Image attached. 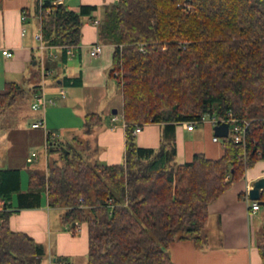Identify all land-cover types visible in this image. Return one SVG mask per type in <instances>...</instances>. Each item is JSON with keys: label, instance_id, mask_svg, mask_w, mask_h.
Listing matches in <instances>:
<instances>
[{"label": "trees", "instance_id": "trees-1", "mask_svg": "<svg viewBox=\"0 0 264 264\" xmlns=\"http://www.w3.org/2000/svg\"><path fill=\"white\" fill-rule=\"evenodd\" d=\"M97 8L37 6L45 44L77 45L84 16ZM98 40L115 46L109 77L123 97L124 161L90 160L63 145L46 171L28 169L25 192L19 168H0V264H41L45 246L13 230L10 217L40 207L44 194L50 208L65 209L72 233L86 223L87 264H174L170 244L203 248L210 205L264 159V0H116L101 6ZM27 92L5 83L0 109ZM205 115L247 120L245 144L228 135L220 158L199 152L176 164L175 126ZM102 120L87 114L85 132ZM148 123L164 125L158 149L137 144L134 129ZM258 251L264 264V231Z\"/></svg>", "mask_w": 264, "mask_h": 264}, {"label": "crops", "instance_id": "crops-1", "mask_svg": "<svg viewBox=\"0 0 264 264\" xmlns=\"http://www.w3.org/2000/svg\"><path fill=\"white\" fill-rule=\"evenodd\" d=\"M39 0H0V91L5 83L16 82L28 90L25 97L8 109H0V120L12 123L13 131L27 135L23 162L43 166L47 170L49 158H57L59 148L71 144L94 161L117 164L124 161L126 131L122 117L123 97L116 81L109 77L113 64V44H101V52L90 54L91 46L98 40V26L94 21L101 18V6L116 0H41L45 3H66L79 10L81 4L96 5L92 16L83 18L80 42L69 49L50 46L38 49L35 35L40 30L37 14ZM25 14L26 19H22ZM13 52L12 57L2 55L1 49ZM42 68L50 74L43 76ZM57 76V79L54 77ZM44 91L45 107L33 108L37 94ZM64 91V95L61 94ZM21 106L20 114L7 113ZM29 108L27 114L25 110ZM89 113L102 115V123L91 132H85V116ZM23 116V121L21 117ZM117 116L116 120L113 117ZM40 127H33L36 122ZM201 130L196 126L188 130L185 123L175 126L177 164L190 161L195 153H204L212 159L220 158L223 149L220 141H214L215 126L207 120ZM0 126V131L7 129ZM29 127V128H28ZM164 130L163 124L148 123L135 133L137 144L144 148L158 149ZM214 132V128H213ZM48 136L50 141L48 142ZM222 138V137H219ZM48 145V147H47ZM15 144L9 143L5 151ZM52 149L49 153L48 150ZM35 153L32 161L28 159ZM1 159V158H0ZM21 170V189L22 167ZM0 168H7L0 166ZM38 169L37 167H34ZM29 169V168H28ZM40 170V169H39ZM264 177V159L248 168L243 178L231 185L209 207L205 226L207 243L197 248L192 240H180L170 244L168 252L174 264H263L258 251L259 236L264 231V206L255 213L249 190L252 183ZM16 208L17 195L12 198ZM50 208L44 194L38 208L20 209L10 217L11 228L26 232L46 248L41 264H77L80 258L87 262L88 231L86 223L72 233L62 217ZM65 210V209H64Z\"/></svg>", "mask_w": 264, "mask_h": 264}, {"label": "built area", "instance_id": "built-area-1", "mask_svg": "<svg viewBox=\"0 0 264 264\" xmlns=\"http://www.w3.org/2000/svg\"><path fill=\"white\" fill-rule=\"evenodd\" d=\"M42 5H43V2H41V0H39L38 1L39 8ZM38 16H39V18H41L40 17V13L38 14ZM22 19H26L25 14H23ZM94 23H95V25L98 26L100 24V20L96 19L94 21ZM35 39H36V41L38 43V49L39 50L44 51V49L50 47V46H47L45 44V42H44L43 35H42V30H41V25H40L39 32L35 35ZM101 44L102 43L97 42V43H95V44H93L91 46L90 54L92 56H96L97 54H99L101 52ZM70 47L71 46L67 47L68 48V53L72 54V51L69 49ZM1 53H2V55L6 56V57H12L13 56V52L11 50L7 49V48L1 49ZM49 74H50L49 71H46L45 69L43 70V68H42V75L43 76H46V75H49ZM61 94L64 95V91H61ZM46 102H47V98H46L45 92L42 91L39 94H37L35 102L32 105V107L35 108V109L36 108L45 107ZM116 119H117V116H114L113 120H116ZM207 120L211 121L215 125L220 124L222 122L228 123L229 124V135H232V137H233V139H234V141L236 143L245 144V132H246V128H247V126L249 124V122L247 120L240 121L238 119L233 118L231 115L227 119H218L216 117H211L209 115H205L198 121L185 122V125H186V128L188 130H193L197 124L203 123V122H205ZM41 125H42V123L38 121V122L34 123L32 126L33 127H40ZM141 129H142V126H137L134 129V133L140 132ZM213 140L218 142L219 141V137L215 136L213 138ZM47 147H48V145H47ZM35 156H36V154L33 153L32 156L28 160L32 161L33 157H35ZM260 207H261V205L257 201H252V204L250 206V210H251V212L255 213L256 211H258L260 209ZM79 230H80V223L76 222L75 223V231L77 232Z\"/></svg>", "mask_w": 264, "mask_h": 264}, {"label": "rangeland", "instance_id": "rangeland-1", "mask_svg": "<svg viewBox=\"0 0 264 264\" xmlns=\"http://www.w3.org/2000/svg\"><path fill=\"white\" fill-rule=\"evenodd\" d=\"M22 107V105L17 106L16 108H14V110L12 111H8L7 113H16V114H20L21 110L20 108ZM29 111V108H27L25 110V114H27ZM22 121L23 116L21 117ZM6 124L8 127L5 130H1L0 131V166H21L22 167V182H23V188H27L28 187V168H34L37 167L38 169H40L41 171H44V167L38 166L34 163H29L27 164L25 161L23 162V157L25 156V146L27 143V135H24V133L20 130L17 131H13L12 129V123H5L2 120H0V126ZM29 128V127H28ZM196 128L201 130L203 128L202 124H197ZM212 128V134L214 135L213 132V125H211ZM219 141L221 142V138H219ZM9 143L15 144V146L10 149L5 151L4 148L6 147V145H8ZM92 160V159H90ZM91 162V161H90ZM174 162L177 164L176 159L174 160ZM252 202V201H251ZM58 210H56V214L61 216L64 213V208H57ZM77 264H87V262L85 263V259L82 257L78 260Z\"/></svg>", "mask_w": 264, "mask_h": 264}, {"label": "water", "instance_id": "water-1", "mask_svg": "<svg viewBox=\"0 0 264 264\" xmlns=\"http://www.w3.org/2000/svg\"><path fill=\"white\" fill-rule=\"evenodd\" d=\"M214 133L218 137H226L229 135V124L222 122L214 126ZM264 190V177L252 183V187L249 190V198L253 201H257L260 205L264 206V200L261 199V192Z\"/></svg>", "mask_w": 264, "mask_h": 264}]
</instances>
